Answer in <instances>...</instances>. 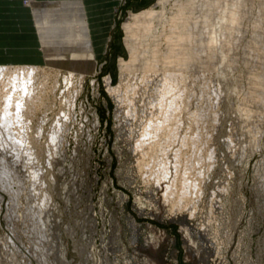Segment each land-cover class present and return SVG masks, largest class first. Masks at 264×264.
<instances>
[{
    "label": "rangeland",
    "instance_id": "obj_1",
    "mask_svg": "<svg viewBox=\"0 0 264 264\" xmlns=\"http://www.w3.org/2000/svg\"><path fill=\"white\" fill-rule=\"evenodd\" d=\"M103 1L91 6L106 19L101 21L104 31L96 33L92 30L100 22L91 20L83 0L95 50L81 76L79 67L70 73L73 50L59 59L64 60L60 67L48 65L39 27L28 0H22L38 35L39 60L0 63L45 70L38 75L40 101L31 116L39 171L35 180L32 165L24 169L18 190L15 181L8 182L9 177L15 180L11 159L3 158L7 162L2 164L0 157V264H264V102L252 95L264 94L259 75L264 73V54L254 57L264 48L259 43L264 41V0H249L239 21L226 24V40L215 48L214 69L208 52L199 50L202 60L174 72L171 79L164 69L119 72V60L128 59L124 23L130 12L160 11L157 0ZM175 8L170 0L166 19L155 23L149 40L155 45L153 36H158L163 52ZM12 12L6 8L0 25L11 23L6 20ZM199 31L201 27L196 37L204 33ZM221 33L216 29L214 35L224 39ZM109 76L122 99L107 90L104 79ZM64 115L69 119L66 137L53 150L50 136ZM166 117L165 126L154 127ZM31 180L36 181L32 187ZM170 185L173 199L166 201ZM45 192L49 201L43 206ZM12 202L16 217L9 215Z\"/></svg>",
    "mask_w": 264,
    "mask_h": 264
},
{
    "label": "bare ground",
    "instance_id": "obj_2",
    "mask_svg": "<svg viewBox=\"0 0 264 264\" xmlns=\"http://www.w3.org/2000/svg\"><path fill=\"white\" fill-rule=\"evenodd\" d=\"M169 1L170 0H157V4H159L160 8H161L160 11H155V10H153V8H150L147 10H139L136 12H130V16H129L128 20L124 23V26H123L124 44H125L126 50L128 52V59H122L121 58L119 60L120 76H122L124 71L132 72L134 70L141 69L143 71V74H144L145 72L151 73V72H156L158 70L161 71L164 69V72L166 71L167 78L171 79L174 72H177V71L180 72V71L184 70L185 67L192 66V64L195 61L197 62L198 60L199 61L202 60V58L200 57L201 52H199V50H201L203 52L204 51L208 52L207 59L210 62L209 66H210V68L213 66L212 69H214V67H215L214 63L217 59L216 49H215L216 45L221 43V42L222 43L225 42L226 37H227V34L225 33V32H227V25L231 22L239 21L241 8H243L244 4L246 2H248L249 0H185V2H184V0H174L175 1V7H177V9L175 8L176 9L175 13L171 12L172 14H171L170 25H169L170 26L169 27L170 35L167 37L166 49L163 52L158 45V40H159L158 36L157 37L153 36V38H155V42H157V43H155V45H153L154 43L151 45L149 40H150V37H152V33L156 31V24L155 23H157L158 21H163L166 19L164 10H165V6L167 5V3ZM27 6H29L31 8V11L33 14L32 17L35 19V22L39 27V36H40L41 40L43 41L45 59H46V61H48V63H49L48 65L51 67H56V66L60 67V64H63L64 60L61 63L59 61V59L60 58L65 59L64 54L65 53L67 54V52L73 50V51H75L76 57L73 60V63L70 67V73L74 72V69L79 67L80 68V75L83 76L85 74V69L87 67L88 60L91 59V57L93 56L92 54L94 53V50H95L93 47V44H92V35H91V32H89V30H91V29H89V20H88L89 19L88 16L90 13L88 12L87 5L83 2V0H45V1H43V0H41V1H39V0H28ZM171 11H172V9H171ZM258 12H259V15H258V23L259 24L257 26H258V28H260L261 27L260 25L263 26L260 8H259ZM221 21H223V24L221 23ZM200 27H201L202 31H199V32H204V33L200 34L196 37V34H194V32L197 29H199ZM216 29H218V32H222L221 37L224 39L217 38L214 35V32ZM237 32H240V31L237 30ZM78 39H79V41L77 42L76 40H78ZM75 42L78 43L77 47H74ZM153 42H154V40H153ZM193 43H196V44H193ZM259 43H264V41H259ZM263 46H264V44H263ZM256 52H257V55L254 57L258 58L259 53L264 54V48L261 50H256ZM69 54H70V52H69ZM147 54L149 56L146 57ZM93 67H94V64L91 67L92 70L94 69ZM263 68H264V66H263ZM43 71L45 72V70H43L37 66L30 65V64L11 65V64H1L0 63V100H1L0 101V128H1L0 129V157H1L2 161H4L2 164L7 162L3 158L11 159L12 168H11L10 174L15 176V180H12V178L9 177L8 182L12 183V181H15L18 190H19V188H22L20 185L17 184L18 181L20 180V176L22 175V172L24 171V169H26L27 167L29 168V166H31V165H32V167H30V169H32V171H33V169H35L32 173L33 176L31 178L38 180L37 176H38V171H39V165L37 164L38 165L37 166V165H35V163L38 160V156H39V154H37V152H36V149H38L39 145H36L35 143H33L36 141V137L35 136L33 137V134L35 132H33L32 131L33 128H31V116L34 113L33 111H35L34 109L36 108L37 104H39V101H40V98L38 96L39 87L37 85V82H38V75L41 74ZM263 74H264L263 72H261V74H259L261 78H264ZM145 76L146 75L143 76L144 81L147 77V76L146 77ZM255 77L257 78V76H255ZM174 78H175V76H174ZM176 78H178V77H176ZM80 83H81V81H80ZM104 83L106 85L107 90L110 92L111 95L115 96L118 100L122 99L120 96H117L118 89H117V87H115L113 85V81H112L111 76L106 77L104 79ZM259 83H260V81L254 82V84H257V86ZM259 86L263 87L262 85H259ZM45 88H46V86H45ZM132 90H134V89L132 88ZM172 91H173V89H172ZM172 91H170V93H172ZM42 93H44V92H42ZM260 94L257 95V93H252L253 100L256 99L257 101L260 100V101L264 102V94H262V93H260ZM40 95H41V93H40ZM161 96H163V95H161ZM171 103H173V102H171ZM128 104L130 105V103H128ZM42 105H44V104H42ZM163 108H164V105H163ZM171 109H173V108H171ZM165 110H166V108H165ZM167 111H168V109H167ZM173 111L174 110H172V112ZM172 112H171V114H172ZM174 114H175V111H174ZM67 118L68 117L66 115H64V119L62 118L63 119L62 124H60L58 129L54 130L50 136V141H51V144L53 146V150L55 148H59L61 146V143H63L64 138L66 137L64 134H66L65 132H67V123L69 122V119H67ZM167 118L169 119L170 117H166V119L163 121V123L161 125L158 123L159 121H157V123L159 125L156 124V126H154V127L158 128L160 126H165V124L168 120ZM95 119L97 121L96 117H95ZM151 126H153V125H151ZM40 127L41 126L39 125V127L37 129L38 132L40 131L39 133H41ZM160 129H162V128H160ZM170 130H172V129H170ZM160 131H157L156 134L158 135V133H160ZM152 132H153V130H152ZM35 134H37V132ZM148 134H152V133L150 132ZM165 137H166V135H165ZM165 137L163 136V138H165ZM173 140H174V138H173ZM50 141H49V143H50ZM150 141H148V143H150ZM154 141H155V139H154ZM162 141H161V143H162ZM167 141H168V139H167ZM199 141H200V139H199ZM138 143L140 144V142H138ZM145 143H147V141ZM154 143H153V146H154ZM142 144H143V142H142ZM48 147H51V146H48ZM48 149H50V148H48ZM8 154H10V156H8ZM158 155L159 154H157V156ZM175 155H177V153ZM192 156H190V157L192 158ZM198 160L201 161L200 158ZM157 167L158 166H156V168ZM161 168L163 169L162 166H160V169ZM167 171H168V169H167ZM163 172L164 171H162L161 174H163ZM156 173L157 172H155V174ZM158 173H159V171H158ZM6 174L7 173L5 171L2 172L1 179H4ZM165 175H163V176H165ZM172 179H174V178H172ZM35 180L34 181L31 180L33 182H31V181L29 182V185L31 187L34 186V184L36 182ZM11 183H9V184H11ZM174 183H175V180H174ZM171 184H172V182H171ZM193 186H194V183H193ZM197 186L200 187L199 185H197ZM197 186H195L196 189H197ZM170 187H172V186L170 185L169 187H167L166 194L164 193L165 197L167 198V199H165L166 201H168L169 198H172V196H173V194H172L173 192L170 193V191H169V189H171ZM6 188L8 189V185ZM173 188H176V187H173ZM175 190H177V189H175ZM13 192H16V190ZM181 192H182V188H181ZM181 192H180V194H181ZM197 192H198V190H197ZM201 192L202 191H199V193H201ZM183 195H182V197H183ZM174 197L176 198V196H174ZM180 198H181V196H180ZM48 199H49V197L45 192V194H43V197H42L43 201H42L41 205H43L44 203L46 204V201ZM184 199L186 200L187 197L186 198L184 197ZM180 201L183 202L182 199L181 200L178 199V202H180ZM186 201H188V200H186ZM196 203H198V202H196ZM196 203H194V204H196ZM10 205H11V208L13 211H12V213H10V214L8 213V214L16 217L17 216L16 212H15L16 203L12 202ZM191 205L193 206V204H191ZM178 206L180 208L181 205H178ZM176 207L177 206H174V208H176ZM179 208H177V209H179ZM186 208H188V207H186ZM180 209L182 210L183 208L181 207ZM191 210H192V208L189 209V211H191ZM37 211H38V215L43 213L42 208H38ZM186 212H187V209H186ZM188 216L190 217L191 215H189V213H188ZM36 219H38V218H36ZM31 220H33V219L31 218ZM40 221H42V220H40ZM47 222H49V221H47ZM44 225H46V224H44ZM47 225H48V223H47ZM40 226L42 227V225H39V228H40ZM36 231H38V230H36ZM39 232H40V230H39ZM39 232H38V234H39ZM45 232H47V231L45 230ZM13 247H14L13 249L15 251L20 252V249L17 246H13ZM28 264H30V263H28Z\"/></svg>",
    "mask_w": 264,
    "mask_h": 264
},
{
    "label": "crops",
    "instance_id": "obj_3",
    "mask_svg": "<svg viewBox=\"0 0 264 264\" xmlns=\"http://www.w3.org/2000/svg\"><path fill=\"white\" fill-rule=\"evenodd\" d=\"M91 13V20L97 23L92 32H103L101 21L106 20L98 8L91 6L106 3L103 0H85ZM111 3L107 1V4ZM6 8H13L12 15L6 21L10 24L0 25V62L31 63L39 60L36 55L38 38L32 26V17L22 0H0V22L3 21Z\"/></svg>",
    "mask_w": 264,
    "mask_h": 264
}]
</instances>
